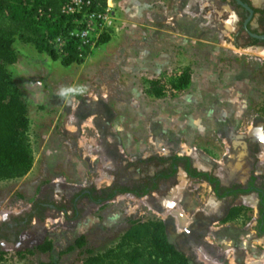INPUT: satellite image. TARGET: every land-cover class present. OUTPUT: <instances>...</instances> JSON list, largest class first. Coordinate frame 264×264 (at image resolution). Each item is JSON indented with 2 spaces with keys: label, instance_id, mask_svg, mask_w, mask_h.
I'll return each mask as SVG.
<instances>
[{
  "label": "rangeland",
  "instance_id": "1",
  "mask_svg": "<svg viewBox=\"0 0 264 264\" xmlns=\"http://www.w3.org/2000/svg\"><path fill=\"white\" fill-rule=\"evenodd\" d=\"M148 1L135 11L129 1L114 4L103 30L109 40L90 46L81 63L64 65L14 42L18 58L6 68L27 103L34 161L24 176L0 180V224L47 205L22 242L0 245V263H74L77 250L60 251L78 236L102 250L131 220L161 219L191 264H264V239L250 231L254 206L233 230L219 221L227 203L206 182L169 170L170 156H187L223 181L252 168L264 174V48L233 42V12L219 0ZM152 58H159L154 67ZM114 185L147 194L102 202L81 195ZM47 240L50 252L16 254Z\"/></svg>",
  "mask_w": 264,
  "mask_h": 264
},
{
  "label": "trees",
  "instance_id": "2",
  "mask_svg": "<svg viewBox=\"0 0 264 264\" xmlns=\"http://www.w3.org/2000/svg\"><path fill=\"white\" fill-rule=\"evenodd\" d=\"M66 0H0V180H10L27 174L34 161V151L28 135L29 117L27 103L21 89L14 82L6 65L17 61V52L13 46L16 40L31 44L39 53H45L52 59H60L64 65L81 63L89 51L84 46L78 50L77 41L69 36L73 27V15L62 12ZM92 9L103 11L106 0H91ZM58 36L67 38L63 54H59L50 40ZM109 40L108 34L102 32L98 42ZM190 80L189 69L177 79L185 87ZM159 97L160 89L151 92ZM170 172H176L180 166L190 177L217 181L215 176L197 171L187 156H170ZM158 174L151 178L156 179ZM145 186H143L144 188ZM147 187L142 192L129 190L116 185L104 188L94 197L102 202L113 199L117 194L130 192L134 195L147 194ZM94 191V190H92ZM52 250L49 240L38 244L35 249L16 254L23 258L34 251ZM77 250V258L70 264H191L187 257L169 242L161 219H135L119 236L115 244L100 250L89 245L84 235L78 236L73 244L67 246L60 254ZM0 251V261L4 260ZM3 264V263H0ZM36 264H60L57 259L39 261Z\"/></svg>",
  "mask_w": 264,
  "mask_h": 264
},
{
  "label": "flooded vegetation",
  "instance_id": "3",
  "mask_svg": "<svg viewBox=\"0 0 264 264\" xmlns=\"http://www.w3.org/2000/svg\"><path fill=\"white\" fill-rule=\"evenodd\" d=\"M219 1L225 3V5L230 8V11L233 12V42L237 46L242 47L258 46L264 48V0ZM179 168L182 167L179 166ZM194 168H196L197 171L206 172L217 178V181L212 182L211 184L206 179L188 176L186 171L182 168L190 179H198L206 182L210 186L211 191L218 202L222 201L227 203L226 209L219 221L226 220L225 222H230L229 226L235 230L248 218L249 214L246 210L254 206V208H256V214L253 215L254 221L252 224L255 226V229L250 231L254 232L256 238L259 240L264 239V174L256 173L252 168L248 171V174L242 177V179L240 177H233L229 181H223L218 174H211L207 172V170L198 169V167ZM100 191L94 192L83 190L81 195L89 196L91 193L100 194ZM151 192L153 191H150V193ZM76 197H79V195ZM39 204H33L30 211L26 212V214L10 216L5 222L0 224V245L8 246L7 244H9L13 246L15 243L24 240L26 235L24 230L26 229V226H28L31 220L40 218L43 208L47 205L45 203ZM49 205L51 206L52 204ZM247 225H250L249 221L243 225L242 228H245ZM245 236H250V234L246 233ZM167 238L169 242L175 246L171 241L169 234H167ZM245 240L246 239L243 241ZM260 247L263 248V252L264 245H261ZM262 255L263 254L260 256Z\"/></svg>",
  "mask_w": 264,
  "mask_h": 264
},
{
  "label": "built area",
  "instance_id": "4",
  "mask_svg": "<svg viewBox=\"0 0 264 264\" xmlns=\"http://www.w3.org/2000/svg\"><path fill=\"white\" fill-rule=\"evenodd\" d=\"M62 12L74 16L73 27L68 33L76 39L78 50L82 52L84 46L94 45L103 30L110 25V17L114 14V8L107 1L103 11L97 12L92 9L91 0H66L62 6ZM66 42L67 38L64 36L50 40L59 54L63 52Z\"/></svg>",
  "mask_w": 264,
  "mask_h": 264
},
{
  "label": "crops",
  "instance_id": "5",
  "mask_svg": "<svg viewBox=\"0 0 264 264\" xmlns=\"http://www.w3.org/2000/svg\"><path fill=\"white\" fill-rule=\"evenodd\" d=\"M109 2L111 5H116V3L117 4H122V5H124L123 3H127L128 1L130 2V6H131V8L135 11V10H138V8H139V6L141 5V3L142 2H145V4L146 5H149V1L148 0H106V2ZM114 12H115V9H114ZM136 25H138L137 23H136ZM139 40H136V44H137V46H138V42ZM137 46L135 47V48H133V50H136V48H137ZM151 57H154V55H151V56H149L148 54H147V58H151ZM160 58H165V56L163 55V56H161ZM159 58H152V59H147L146 61L148 62V64H150V66H152V67H154V65L157 63V60H158ZM197 101H198V99H197ZM207 112H208V110H205V112H203V114H205V115H208L207 114ZM202 114V115H203ZM163 115H167V113H163ZM209 117L211 118V112L209 113ZM194 119H195V121H196V129H197V131H198V102H196L195 101V117H194ZM180 124H182V126L184 125V126H186V124H184L183 122H181ZM198 169H200V168H198ZM201 169H203V168H201ZM203 170H205V169H203ZM240 180V179H239ZM238 180V181H239Z\"/></svg>",
  "mask_w": 264,
  "mask_h": 264
}]
</instances>
